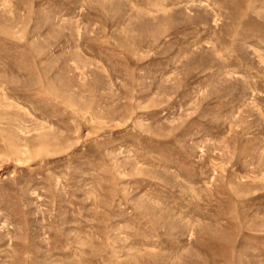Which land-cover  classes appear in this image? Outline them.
<instances>
[{"label":"rangeland","instance_id":"rangeland-1","mask_svg":"<svg viewBox=\"0 0 264 264\" xmlns=\"http://www.w3.org/2000/svg\"><path fill=\"white\" fill-rule=\"evenodd\" d=\"M0 264H264V0H0Z\"/></svg>","mask_w":264,"mask_h":264}]
</instances>
